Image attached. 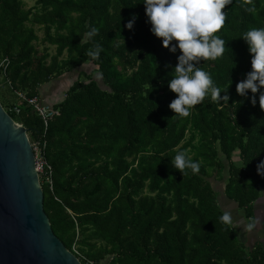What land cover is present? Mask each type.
<instances>
[{
  "label": "trees",
  "instance_id": "16d2710c",
  "mask_svg": "<svg viewBox=\"0 0 264 264\" xmlns=\"http://www.w3.org/2000/svg\"><path fill=\"white\" fill-rule=\"evenodd\" d=\"M254 4V14L240 0L224 9L218 35L226 51L198 65L228 103L209 96L179 118L169 108L177 94L168 84L182 53L153 34L143 0H36L32 6L0 0V63L9 59L0 68V101L31 142L45 145L52 181L41 174L44 208L69 249L76 246L98 264H264L263 244L249 246L219 219L221 194L248 221L264 195L257 172L264 161V87L255 105L251 90L247 98L236 90L251 71L241 36L264 27V0ZM92 28L99 31L88 40ZM95 44L102 47L99 59L87 56ZM89 63L102 82L79 71L45 124L28 99L40 98L42 84ZM179 151L200 164L198 174L189 169L183 176L172 167Z\"/></svg>",
  "mask_w": 264,
  "mask_h": 264
},
{
  "label": "clouds",
  "instance_id": "9594fccd",
  "mask_svg": "<svg viewBox=\"0 0 264 264\" xmlns=\"http://www.w3.org/2000/svg\"><path fill=\"white\" fill-rule=\"evenodd\" d=\"M146 5V15L151 24L153 34L162 39L163 46L171 52L181 51L178 63L172 73L173 78L168 87L176 98L171 101L169 108L174 111V117L187 118L190 110L197 105H203L209 96L216 103L229 101L226 94L221 96V89L216 86L210 73L204 71L198 65L201 61H216L222 58L226 51L225 40L218 33L223 29L227 13L224 9L233 3V0H143ZM240 6L249 13H255L254 0H240ZM137 18L127 23V28L132 29ZM97 28H92L86 33L88 40H92L98 34ZM241 37L249 45L252 54L251 71L246 78L236 85L237 93L242 97H248L249 90L253 94L251 102L256 104V93L264 87V27L252 28ZM176 43L173 44L172 42ZM102 47L94 45V50H89L87 56L99 59ZM228 85L223 91L227 93ZM259 106L264 110V92L259 95ZM171 165L179 170L183 176L198 174L200 164L194 162L186 151H179L172 158ZM257 172L264 176V161L257 165ZM220 222L233 230L242 228L246 233H252L262 222L260 217H253L247 223L237 221L229 210L223 211Z\"/></svg>",
  "mask_w": 264,
  "mask_h": 264
},
{
  "label": "water",
  "instance_id": "95a60500",
  "mask_svg": "<svg viewBox=\"0 0 264 264\" xmlns=\"http://www.w3.org/2000/svg\"><path fill=\"white\" fill-rule=\"evenodd\" d=\"M0 264H83L55 234L28 130L1 101Z\"/></svg>",
  "mask_w": 264,
  "mask_h": 264
},
{
  "label": "crops",
  "instance_id": "0c3cea01",
  "mask_svg": "<svg viewBox=\"0 0 264 264\" xmlns=\"http://www.w3.org/2000/svg\"><path fill=\"white\" fill-rule=\"evenodd\" d=\"M27 3H29V0H27ZM28 6H32V4ZM71 84L72 81H62L56 78L52 79L40 86V99L43 102H48L49 104L54 105L55 103H58L63 99L62 97L64 92L62 93V90H67L71 86ZM220 201L225 210H229L232 212L235 220L243 221L244 223L248 222L247 218L245 217L243 212L240 211L241 209H239V206L235 202L229 201L223 196V194H221ZM254 214L255 217H260L262 221H264V195L261 196L260 200L255 203ZM237 230L241 239L243 241H246L249 246L255 245L256 242H261L264 247V222L258 225V227L250 234L244 232L242 228H238Z\"/></svg>",
  "mask_w": 264,
  "mask_h": 264
},
{
  "label": "built area",
  "instance_id": "2783aa9c",
  "mask_svg": "<svg viewBox=\"0 0 264 264\" xmlns=\"http://www.w3.org/2000/svg\"><path fill=\"white\" fill-rule=\"evenodd\" d=\"M8 61H9L8 58H4L3 61L0 63V68L2 67L5 68V65ZM28 101L33 106L35 111H37V113L42 117L45 124H48L49 120L53 118L55 114H57V110L54 109L52 104H49L48 102H43L39 97L29 98ZM31 143L33 150L35 152L37 171L39 172L40 176L41 174H46L47 180L51 182L52 167L51 165H49L45 156V145L41 144L39 141H34ZM72 251L79 257L81 261L82 259H84L86 261L85 262L86 264H98L94 260L88 259L85 256H83L79 252V250H77L76 246L73 247Z\"/></svg>",
  "mask_w": 264,
  "mask_h": 264
},
{
  "label": "rangeland",
  "instance_id": "374dc122",
  "mask_svg": "<svg viewBox=\"0 0 264 264\" xmlns=\"http://www.w3.org/2000/svg\"><path fill=\"white\" fill-rule=\"evenodd\" d=\"M35 1L36 0H29V3H28V5H33L34 3H35ZM40 33V36H43V31H40L39 32ZM40 48H42V45H40ZM49 50H50V52L52 53V54H54L55 53V51H56V47L55 46H49ZM82 70H84V71H86L87 73H93L92 75H93V77L95 78V79H97L100 83L102 82L101 80V74L96 70V67L94 66V65H92V64H86V65H84V66H82V67H80L79 69H75V70H73V71H71V72H69V73H64V74H62L60 77H58V78H56V79H58V80H62V81H66V80H68V81H73V80H75L76 78H77V75H78V72L79 71H82ZM83 80H88L85 76H82L81 77ZM64 92V94H63V97L62 98H64L65 97V95H66V90L64 89V90H62V93ZM235 160H238V158H237V156L235 157ZM227 205H229V204H227ZM240 211H243L242 209L240 210Z\"/></svg>",
  "mask_w": 264,
  "mask_h": 264
}]
</instances>
